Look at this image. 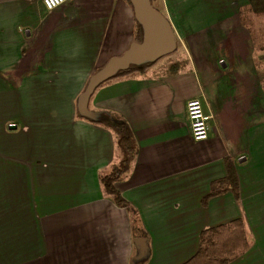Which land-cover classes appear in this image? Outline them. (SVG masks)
<instances>
[{
	"label": "crops",
	"instance_id": "obj_1",
	"mask_svg": "<svg viewBox=\"0 0 264 264\" xmlns=\"http://www.w3.org/2000/svg\"><path fill=\"white\" fill-rule=\"evenodd\" d=\"M151 3L184 42L236 43L233 19L248 8L264 10V0ZM143 38L131 0H71L54 11L43 0H0V77L20 75L19 91L52 88L67 113L56 123L33 118L30 141L0 159V264H133L141 237L146 255L136 263L184 264L198 252L203 231L238 219L246 231L247 219L260 225L264 65L254 62L263 52L241 53L239 82L229 66L223 80L200 64L160 76L151 66L102 84L88 104L95 121L75 115L92 76ZM195 98L211 117L209 139L201 142L187 114ZM110 116L128 125L137 150L117 186L137 216L139 236L129 210L101 182L122 158ZM228 160L239 196L225 193L205 206L212 184L226 178Z\"/></svg>",
	"mask_w": 264,
	"mask_h": 264
},
{
	"label": "rangeland",
	"instance_id": "obj_2",
	"mask_svg": "<svg viewBox=\"0 0 264 264\" xmlns=\"http://www.w3.org/2000/svg\"><path fill=\"white\" fill-rule=\"evenodd\" d=\"M233 21V27L239 26L240 32L239 34L236 32L232 33L231 37L239 36L240 41L224 44L213 41L184 42L181 36H176V52L158 60L153 65L157 67L152 74L160 76L173 73L187 66L200 64L212 75L211 77L223 80L225 75L220 76V72L223 67L229 66L231 68L227 72L230 78L236 76L237 78L234 80L239 82L242 52H249L250 50L254 52L261 51L264 59V10L258 11L248 8L241 11L239 17L233 19ZM243 40H246V42ZM199 52L205 53L202 59L198 56ZM229 52L235 59L230 58L231 54ZM263 59L255 60L254 63L257 66L264 65V62L260 63ZM221 74L225 73L221 72ZM20 78L21 76L15 72H9L4 78L0 77V159L7 158V152L21 150L22 142L28 137L27 141H30L31 131L37 128L38 125V123H33V118L36 120L40 118L48 120L52 117V121L54 120V123H56L64 121L67 117V113L62 114L64 112L63 106L53 101L57 99L52 88L46 91H40L38 88L19 91L17 85L20 83ZM85 90L79 93L74 104L75 115L80 118H83V116L79 107V98ZM10 126H17V129L10 130ZM23 132L28 133L25 135L26 133L24 134ZM2 152H5V155L1 154ZM9 157L14 158L15 156L9 155ZM255 221L252 218L247 219L250 250L246 253V256L241 257L240 261L238 260L235 264H264V216L259 220L260 225L256 224ZM137 227L140 230L139 224H137ZM138 241L140 245L147 243L146 239L142 237ZM143 251L145 254V248Z\"/></svg>",
	"mask_w": 264,
	"mask_h": 264
},
{
	"label": "trees",
	"instance_id": "obj_3",
	"mask_svg": "<svg viewBox=\"0 0 264 264\" xmlns=\"http://www.w3.org/2000/svg\"><path fill=\"white\" fill-rule=\"evenodd\" d=\"M156 63L157 62L140 66L134 65L127 71L119 72L111 80L135 74H145L149 68ZM110 117L112 119L110 127H112L117 136L120 149L119 152L122 158L108 174L101 177V182L104 192L112 197L114 203L118 207L129 210L133 217L132 219L135 232L137 236H139L141 235V230H138L137 227V216L134 213V210L130 208V204L125 200L122 192L117 186L118 183L122 182L129 173L137 150L134 149L132 132L128 125L115 116ZM229 192L235 194L238 198V177L231 160H228L227 162L226 178L212 184L211 192L204 199L203 204L206 206L212 198ZM249 248L250 243L245 223L243 220L238 219L230 222L229 224L203 231L200 235V247L198 252L184 264H228L229 262L244 255Z\"/></svg>",
	"mask_w": 264,
	"mask_h": 264
},
{
	"label": "water",
	"instance_id": "obj_4",
	"mask_svg": "<svg viewBox=\"0 0 264 264\" xmlns=\"http://www.w3.org/2000/svg\"><path fill=\"white\" fill-rule=\"evenodd\" d=\"M136 19L141 25L143 41L133 43L121 56L110 60L89 81L85 92L79 98V107L83 117L96 120L99 116L89 111L88 104L91 96L105 82L114 78L119 72L127 71L132 66H140L157 62L165 56H169L177 50V40L169 19L160 11L153 8L151 0H131ZM17 126H10V130H16ZM141 246V247H140ZM144 244L139 245L140 255L133 264L144 255Z\"/></svg>",
	"mask_w": 264,
	"mask_h": 264
},
{
	"label": "built area",
	"instance_id": "obj_5",
	"mask_svg": "<svg viewBox=\"0 0 264 264\" xmlns=\"http://www.w3.org/2000/svg\"><path fill=\"white\" fill-rule=\"evenodd\" d=\"M71 0H43L48 11H54ZM187 114L190 122L191 135L195 141L201 142L209 139L211 117L206 114L204 104L200 98L191 99L187 102Z\"/></svg>",
	"mask_w": 264,
	"mask_h": 264
},
{
	"label": "clouds",
	"instance_id": "obj_6",
	"mask_svg": "<svg viewBox=\"0 0 264 264\" xmlns=\"http://www.w3.org/2000/svg\"><path fill=\"white\" fill-rule=\"evenodd\" d=\"M58 2H59V0H58Z\"/></svg>",
	"mask_w": 264,
	"mask_h": 264
}]
</instances>
